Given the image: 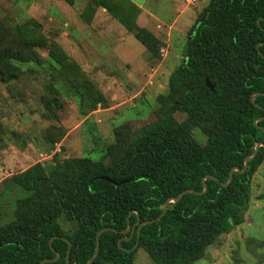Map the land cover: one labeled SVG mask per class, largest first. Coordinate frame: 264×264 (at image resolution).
<instances>
[{
  "label": "trees",
  "instance_id": "obj_1",
  "mask_svg": "<svg viewBox=\"0 0 264 264\" xmlns=\"http://www.w3.org/2000/svg\"><path fill=\"white\" fill-rule=\"evenodd\" d=\"M129 30L157 55L152 34ZM157 97L168 100L169 111L184 112V119L166 112L158 127L125 146H108L105 163L74 158L48 174L35 164L12 175L36 192L18 198L13 218L0 224V264H37L55 253L57 259L42 264H66L67 241L69 264H85L104 227L110 229L99 233L89 264H132L137 248L154 264H190L242 222L250 180L264 156V145L258 146L242 169L244 157L264 142V0H208L187 30L166 95ZM192 128L205 136L203 144ZM232 167L242 170H233L225 184ZM186 189L191 191L168 202L156 219L163 202ZM59 215L76 223L70 234L56 223ZM137 217L152 221L139 227L136 238ZM127 221L128 239L129 230L122 232Z\"/></svg>",
  "mask_w": 264,
  "mask_h": 264
},
{
  "label": "rangeland",
  "instance_id": "obj_2",
  "mask_svg": "<svg viewBox=\"0 0 264 264\" xmlns=\"http://www.w3.org/2000/svg\"><path fill=\"white\" fill-rule=\"evenodd\" d=\"M133 1L149 15L138 18L141 8ZM207 1L0 0V224L13 218L18 198L36 190L18 185L12 175L35 164L48 174L74 158L105 163L108 146H125L158 127L166 112L184 119V112L169 111L168 100L157 96L166 95L187 30ZM129 28L152 34L157 55ZM128 42L144 53L137 55L141 66L134 76L125 77L132 63L112 55L106 60L104 52L107 45L120 49ZM5 48L12 49L9 59ZM191 135L205 142L197 128ZM55 221L68 234L76 227L62 215ZM131 263L154 264L141 248ZM190 264H264V156L250 180L242 222Z\"/></svg>",
  "mask_w": 264,
  "mask_h": 264
},
{
  "label": "water",
  "instance_id": "obj_3",
  "mask_svg": "<svg viewBox=\"0 0 264 264\" xmlns=\"http://www.w3.org/2000/svg\"><path fill=\"white\" fill-rule=\"evenodd\" d=\"M204 82H205V85H206L208 88H210V89L212 88L211 84L207 81V79H205ZM251 99H252V98H251ZM261 145H264V142H258V143H256V144L254 145V147H253L252 152H251L250 154H248L247 156L244 157V160H243V168H242V169H245V168H246V165H247V159H248L249 157H252V156L256 153L258 146H261ZM242 169H241V170H242ZM233 170H235V171H241V170H239L237 167H232V168L229 170V172H228V176H227V180H226L225 184L229 183V181L231 180V176H232V171H233ZM129 180H130V178L122 179V180H120V181L115 182V185H118V184H120V183L127 182V181H129ZM203 180H204V177L202 178V185H203V189H202V191L205 190V183H204ZM186 191H191V190H190V189H186V190H183V191L179 192L178 195H177L176 197H174V198H167V199L163 202V204H162V210H161L160 214L156 217V219H158V218L164 213L165 208H166V205H167L168 202H173V201L178 200V199L180 198V196H181L184 192H186ZM202 191H200V192H202ZM200 192H196V193H200ZM151 221H152V220H148V221H144V222H139V219H138V217H137L136 223H138V224H137V228H136V238H137V236H138V230H139V227H140L143 223H145V222H151ZM107 229H110V228H108V227H104V228L99 229V230L95 233V236H94V248H93V253H92V255L90 256V258L86 261L85 264H89V263L93 260V258L95 257V255L97 254V251H98V235H99L100 232H102V231H104V230H107ZM128 230H129V236H128L126 239H128V238L131 236V234H132V228L130 229V225L128 224V221H127L126 228H125L122 232H126V231H128ZM51 239H52V237L49 239V243H50ZM136 243H137V242L135 241V243H134V245L132 246V248H134V247L136 246ZM132 248H131V249H132ZM68 253H69V242L67 241V248H66V252H65V263H66V264H69V261H68ZM57 258H58V253H55V256H54L53 258H51V259H45V258H44V259L40 260L37 264H42V263L45 262V261H48V260L52 261V260H55V259H57Z\"/></svg>",
  "mask_w": 264,
  "mask_h": 264
},
{
  "label": "crops",
  "instance_id": "obj_4",
  "mask_svg": "<svg viewBox=\"0 0 264 264\" xmlns=\"http://www.w3.org/2000/svg\"><path fill=\"white\" fill-rule=\"evenodd\" d=\"M135 4L141 8L140 11H139V14H138V18H139V16H140L141 13L146 14V15H149L148 12H146L145 10H143V8L141 7V4H139V3H135ZM175 21H176V18L173 19V21L170 23V25H168V28L165 31V34L167 35L168 38L170 37V34H172V32H171L172 29L174 28V30H175V25L174 24L177 22V21L176 22ZM129 43H131V42H128L127 44H122V46H121L122 48H120V49H112V50H109L108 49L109 46L107 45V49L104 52L105 53L104 54V58L106 60L108 58H110L109 56L112 55L111 57L112 58H115V60H117V59L120 60V63L121 62L124 63L127 60H129L132 63V67H131L132 69H131V71L127 75H126L127 72L124 73V76L125 77H128L131 74H133V76H134V70L141 66V64H138L139 63V60L138 59L140 57V54L144 53V50L142 48H140L139 46H136V44H134V42H132V44H129ZM138 49H140V53L136 54V51ZM134 51H135V53H134ZM116 52H118V53L116 54ZM132 53L134 55H132ZM137 55L139 57H137ZM125 70L127 71V69H125Z\"/></svg>",
  "mask_w": 264,
  "mask_h": 264
}]
</instances>
